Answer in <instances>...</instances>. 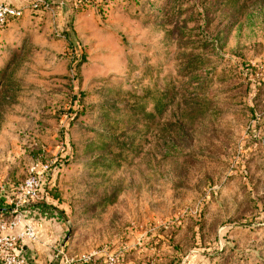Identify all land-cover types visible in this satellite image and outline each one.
I'll return each instance as SVG.
<instances>
[{
    "label": "rangeland",
    "instance_id": "1",
    "mask_svg": "<svg viewBox=\"0 0 264 264\" xmlns=\"http://www.w3.org/2000/svg\"><path fill=\"white\" fill-rule=\"evenodd\" d=\"M65 6L0 43V220L51 167L28 264H264V0Z\"/></svg>",
    "mask_w": 264,
    "mask_h": 264
},
{
    "label": "built area",
    "instance_id": "2",
    "mask_svg": "<svg viewBox=\"0 0 264 264\" xmlns=\"http://www.w3.org/2000/svg\"><path fill=\"white\" fill-rule=\"evenodd\" d=\"M65 1V0H63ZM64 4V3H63ZM42 9L53 12L51 5L46 1H37L27 7H16L0 0V43L5 36L10 24L23 20L29 12H38ZM51 167L48 165L33 166L29 175L19 189L18 197L12 204L11 212L1 216L0 220V262L4 264H28L24 256V244L35 241L36 228L26 221L23 209L38 202L42 198V189L46 180L51 176ZM66 264H72L65 256ZM82 264H118L115 254H109L101 262L95 256H84L80 259Z\"/></svg>",
    "mask_w": 264,
    "mask_h": 264
},
{
    "label": "crops",
    "instance_id": "3",
    "mask_svg": "<svg viewBox=\"0 0 264 264\" xmlns=\"http://www.w3.org/2000/svg\"><path fill=\"white\" fill-rule=\"evenodd\" d=\"M2 2L14 5L16 7H27L28 5L32 4L33 2H37V1H46L51 5L52 10H56V6L57 9H60L63 11V9L66 8L65 5H67V3L69 2V0H1ZM64 3V4H63ZM50 11L42 9V11H38V12H29L26 17L24 18V20H20V21H15L13 23L10 24V27L7 31L6 37L7 39L12 38V36L16 34H18L17 29L19 28L18 26H24V23H31L30 18L33 17V15H37L39 13H44V14H48ZM29 25V24H28ZM9 43V42H8ZM7 43V44H8ZM29 251H32L31 248L28 247L25 248L24 250V256L26 257V253H29Z\"/></svg>",
    "mask_w": 264,
    "mask_h": 264
}]
</instances>
